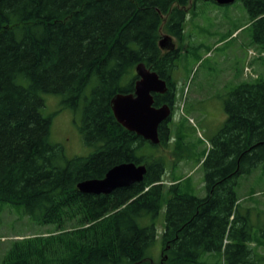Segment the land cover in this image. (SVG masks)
<instances>
[{"label": "trees", "instance_id": "trees-1", "mask_svg": "<svg viewBox=\"0 0 264 264\" xmlns=\"http://www.w3.org/2000/svg\"><path fill=\"white\" fill-rule=\"evenodd\" d=\"M239 1L252 43L264 50V0ZM189 2L0 0V205L52 227L13 241L1 264H156L148 252L166 172L157 150L170 144L180 51H162L158 41L164 16L166 32L182 40ZM139 63L167 86L163 95L153 94L154 107L171 110L158 126L157 145L126 131L110 107L116 94L133 93ZM43 94L81 111L79 132L83 144L94 148L91 154L66 159L49 142ZM223 108L226 120L200 160L205 196L184 192L181 179L169 185L157 264H203L212 253H220L223 264L264 261L263 234L254 232L248 210L241 214L236 193L239 178L264 161V80L239 85ZM186 128L181 124L174 139L176 165ZM124 163L144 165L143 180L108 195L77 190L79 182L103 179ZM146 218L150 222L142 225Z\"/></svg>", "mask_w": 264, "mask_h": 264}, {"label": "rangeland", "instance_id": "rangeland-1", "mask_svg": "<svg viewBox=\"0 0 264 264\" xmlns=\"http://www.w3.org/2000/svg\"><path fill=\"white\" fill-rule=\"evenodd\" d=\"M192 1L187 7L182 40L172 39L175 48L180 50L172 76L176 83V99L169 126V147L157 150L165 158L166 172L161 207L155 222L156 237L148 252L156 264L162 249L161 235L169 185L173 180L181 179L184 192L205 196L200 160L209 148L207 140L222 128L226 120L225 98L243 83L264 80V50L251 41L250 20L243 4L236 0L230 5L218 6L198 0L195 8H191ZM166 18L164 16L160 28L161 36L169 35L164 27ZM247 54L250 56L248 59ZM246 67L251 71H246ZM42 99V115L50 119L49 142L58 145L66 159L91 154L94 148L83 144L79 132L81 111L63 107L58 95L43 94ZM181 124L187 128L181 132L183 156L176 165L173 143ZM146 151L143 149L140 153ZM236 193L241 214L248 210L254 232L264 237V161L250 174L239 178ZM149 222V218L141 221L142 225ZM50 229L52 227L34 224L17 207L0 205V264L13 241L45 235ZM250 247L263 251L254 243ZM202 261L203 264H223L220 253L206 254ZM259 264H264V261Z\"/></svg>", "mask_w": 264, "mask_h": 264}, {"label": "water", "instance_id": "water-1", "mask_svg": "<svg viewBox=\"0 0 264 264\" xmlns=\"http://www.w3.org/2000/svg\"><path fill=\"white\" fill-rule=\"evenodd\" d=\"M218 6H226L236 0H212ZM162 51H173L172 38L164 35L158 41ZM137 80L133 93L116 94L110 107L116 122L126 131L134 133L152 145L159 143L158 126L170 118L171 110L167 105L154 107L153 94L163 95L167 91L166 82L155 72L148 70L143 63L134 68ZM146 173L144 165L124 163L111 168L103 179L81 181L77 190L82 194L108 195L116 189L128 187L143 180Z\"/></svg>", "mask_w": 264, "mask_h": 264}, {"label": "built area", "instance_id": "built-area-1", "mask_svg": "<svg viewBox=\"0 0 264 264\" xmlns=\"http://www.w3.org/2000/svg\"><path fill=\"white\" fill-rule=\"evenodd\" d=\"M246 71H249L248 69H246Z\"/></svg>", "mask_w": 264, "mask_h": 264}]
</instances>
